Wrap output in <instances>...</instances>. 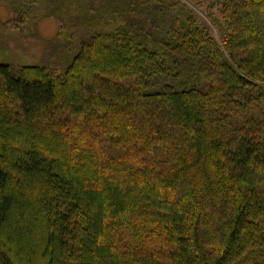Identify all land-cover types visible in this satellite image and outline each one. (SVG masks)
<instances>
[{
	"label": "trees",
	"instance_id": "obj_1",
	"mask_svg": "<svg viewBox=\"0 0 264 264\" xmlns=\"http://www.w3.org/2000/svg\"><path fill=\"white\" fill-rule=\"evenodd\" d=\"M211 5L66 0L63 65L0 62V264H264V0Z\"/></svg>",
	"mask_w": 264,
	"mask_h": 264
},
{
	"label": "rangeland",
	"instance_id": "obj_2",
	"mask_svg": "<svg viewBox=\"0 0 264 264\" xmlns=\"http://www.w3.org/2000/svg\"><path fill=\"white\" fill-rule=\"evenodd\" d=\"M192 8L214 31L206 13L220 17L218 6L212 0H182ZM66 0H0V62L12 66L23 64L63 65L86 38L87 30L81 25L76 10L71 18L56 14L49 17L52 7ZM21 11L20 15L19 11Z\"/></svg>",
	"mask_w": 264,
	"mask_h": 264
}]
</instances>
